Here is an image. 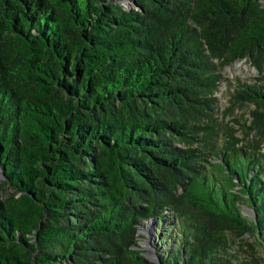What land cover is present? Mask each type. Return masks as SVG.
<instances>
[{
  "label": "trees",
  "instance_id": "16d2710c",
  "mask_svg": "<svg viewBox=\"0 0 264 264\" xmlns=\"http://www.w3.org/2000/svg\"><path fill=\"white\" fill-rule=\"evenodd\" d=\"M121 1L0 0V264H264V0ZM244 58L240 144L213 111Z\"/></svg>",
  "mask_w": 264,
  "mask_h": 264
},
{
  "label": "rangeland",
  "instance_id": "374dc122",
  "mask_svg": "<svg viewBox=\"0 0 264 264\" xmlns=\"http://www.w3.org/2000/svg\"><path fill=\"white\" fill-rule=\"evenodd\" d=\"M129 0H122L121 2L126 7H132L133 2ZM222 81L220 82L218 90L215 92L216 106L213 111L217 118V136L219 138H227V132L233 131L235 135L241 140V143L247 142L251 138L257 137L258 127H252L254 125L253 109L256 105L253 102H237L233 98L234 87L239 81H254L259 75L257 68L252 64L250 59H238L232 63L226 65L220 70ZM255 126V125H254ZM264 145V142L262 143ZM191 146H197V143ZM5 179L2 168L0 167V184ZM3 193V197L9 195L13 191L11 186L6 188ZM245 212L249 213V209L245 207ZM166 217H169L164 223L165 226L162 229V235L173 227L170 236L162 240L156 233L157 225H159L157 219H149L143 221L139 226L138 235L139 243L144 250L147 258L157 262L158 253L162 252L164 248H170L173 246L175 240L178 237V230L176 227L177 219L172 213H168ZM173 237V241L167 246V240ZM176 238V239H175Z\"/></svg>",
  "mask_w": 264,
  "mask_h": 264
}]
</instances>
